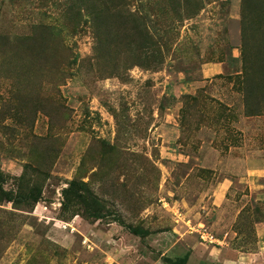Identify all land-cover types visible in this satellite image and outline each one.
Wrapping results in <instances>:
<instances>
[{"label": "rangeland", "instance_id": "obj_1", "mask_svg": "<svg viewBox=\"0 0 264 264\" xmlns=\"http://www.w3.org/2000/svg\"><path fill=\"white\" fill-rule=\"evenodd\" d=\"M112 1L107 61L83 3L0 0L3 189L42 187L30 208L0 202V264H264V89L241 65V0L181 24L171 0ZM129 12L163 63L129 66ZM71 180L102 219L62 213Z\"/></svg>", "mask_w": 264, "mask_h": 264}, {"label": "trees", "instance_id": "obj_2", "mask_svg": "<svg viewBox=\"0 0 264 264\" xmlns=\"http://www.w3.org/2000/svg\"><path fill=\"white\" fill-rule=\"evenodd\" d=\"M76 1L83 3V9L89 14L90 20L87 21L89 26L92 27L95 32L96 50L94 49V55L96 59L101 60L105 53V59L108 61L109 56L112 53H115V48L113 49L103 46L100 31V25L103 22L100 10L108 11L109 6L104 4L103 0ZM106 1L108 5L110 2H113L112 0ZM171 1L172 3L165 8V12H170V15L173 18V23L176 22L181 24L184 20L193 18L202 8L204 2L221 0ZM262 6H264V0H241L242 49L240 52V61L243 72L246 76L252 74L257 76V86L264 89V59H260V57L264 55V10L262 9ZM110 18L114 19V16L110 15ZM124 19L126 21H131L132 23L130 22V24H134L130 28L131 34H129L128 37L133 40V36L136 34L137 38L141 39L140 42L134 40L130 42L131 46L128 51V59H131L133 63L129 66L150 69L153 65L163 63L164 57L161 52V47L157 46L155 40L151 41L152 36L149 31L146 30V28L142 31L140 29L142 25L134 19L130 12L124 17ZM101 46H103V48H101ZM129 66H127V69H129ZM246 86L247 87L244 90L246 112L248 115H256L255 112L258 110V99L253 96L256 95V92L254 90L252 91L249 81L246 83ZM4 182L5 178L0 171V202L5 200L7 202H12V205L16 207L27 206L30 208V206L37 203L41 198L42 187L40 184H35L28 191H23L21 189L5 191L3 189ZM61 195L62 213L72 212L73 215L78 214L82 215L81 217L84 219L94 220H100L104 217L102 207L98 204L95 196L84 182L71 180L67 183V186L62 189ZM128 230L135 236L140 238L145 237V233L139 228L130 227Z\"/></svg>", "mask_w": 264, "mask_h": 264}, {"label": "built area", "instance_id": "obj_3", "mask_svg": "<svg viewBox=\"0 0 264 264\" xmlns=\"http://www.w3.org/2000/svg\"><path fill=\"white\" fill-rule=\"evenodd\" d=\"M198 235L201 238V240H203V241H207L209 243H212V242L216 241V240H214V238L211 235H209V234H207L205 232H200Z\"/></svg>", "mask_w": 264, "mask_h": 264}]
</instances>
